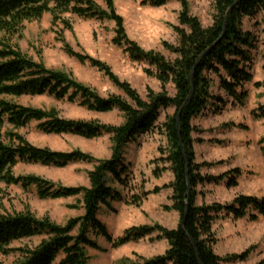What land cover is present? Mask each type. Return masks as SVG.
I'll return each instance as SVG.
<instances>
[{
	"label": "trees",
	"instance_id": "16d2710c",
	"mask_svg": "<svg viewBox=\"0 0 264 264\" xmlns=\"http://www.w3.org/2000/svg\"><path fill=\"white\" fill-rule=\"evenodd\" d=\"M168 1L172 0H144L143 3L161 6ZM176 1L181 7L178 25L173 26L177 40L175 44L162 43L173 55L167 58L158 51L142 49L128 38L124 20L117 13L113 0H103V7L95 0H0V33H18L24 21L38 19L44 13H50L52 23L61 20L66 28L70 26L62 18L65 13L85 19L111 20L114 23L112 42L122 47L131 60L144 61L153 67L145 71L156 78L161 87L157 92L147 88L143 98L104 62L77 53L64 44L68 55L97 67L124 95L101 97L69 74L45 67L0 38V183L19 185L23 189L33 187L39 199L77 197L76 203L69 207L82 209V214L67 219L63 224L47 216L36 217L30 211L0 213V255L17 254V259L9 264H91L87 249L103 250L96 237L101 236L112 247H117L152 233L156 239H164L168 246L162 254L143 259L141 264H221V261L248 258L250 249L226 257L217 255L213 251L215 235L212 225L223 216L243 218L249 209L257 212L249 214L250 219H256L257 214L264 217V198L237 194L228 203H195L198 184L205 180H226L227 186H235L241 170L233 168L217 176L203 175L200 169L209 163L195 161L191 120L204 109L210 98L225 103L222 97L212 95L208 73L217 76L219 88L232 98L233 103L243 104L247 96L244 85L252 80L250 51L253 45L250 32L241 28V20L261 14L264 22V0H240L230 11L226 22V12L236 0H211L213 14L207 26L190 13L186 0ZM224 24L225 32L218 41ZM168 83L173 86L172 95L165 88ZM191 87V96L185 102ZM22 95H47L95 112L118 110L122 114V122L106 124L67 119L61 117L55 108L26 106L12 100ZM168 107L173 111L165 117L162 127L168 146L165 160L173 178L163 188L171 189L168 208L178 213L179 222L175 228L158 223L132 225L124 229L122 236L114 238L98 215L102 206L115 212L111 202L123 197L121 191L109 183L114 181L126 186L128 166L123 161V147L136 134L151 131L160 111ZM263 115L264 111L256 114L259 117ZM32 121L36 123V129L45 134H72L86 139L108 135L110 156L101 159L80 149L56 151L36 146L17 131ZM260 144L264 156V138ZM18 162L54 167L83 162L93 167L87 171L88 185L68 186L35 174L15 175L12 168ZM154 174L158 175L157 172ZM158 190L155 187L151 192ZM147 194L143 192L133 196L128 202L137 206L142 196ZM34 237H38V241L32 246L11 247L14 241ZM0 264H3L1 260Z\"/></svg>",
	"mask_w": 264,
	"mask_h": 264
},
{
	"label": "rangeland",
	"instance_id": "374dc122",
	"mask_svg": "<svg viewBox=\"0 0 264 264\" xmlns=\"http://www.w3.org/2000/svg\"><path fill=\"white\" fill-rule=\"evenodd\" d=\"M95 1L104 6L103 0ZM113 1L117 13L124 20L128 38L144 50L158 51L167 58L173 57L162 43H176L177 36L173 26L178 25L177 17L181 8L178 1H168L161 6L143 3L144 0ZM186 1L190 13L198 17L203 26L209 25L213 14L212 1ZM62 18L68 22L70 28H66L61 20L52 23L50 13H44L38 19L24 21L18 33L1 32L0 38L31 59L43 63L45 67L69 74L101 97L124 95L97 67L68 55L64 44L77 53L104 62L120 80L128 82L143 98L147 88L155 92L161 90L158 80L145 71L153 67L144 61L131 60L122 47L112 42L114 23L111 20L85 19L70 13L63 14ZM241 23L242 30L250 32L253 45L250 51L252 80L244 85L247 96L243 104L233 103L232 98L219 88L217 76L208 73L212 81V95L222 97L225 103L222 104L212 97L204 109L191 120L195 161L209 163L200 169L201 173L217 176L233 168L241 171L235 186H227L226 180H205L198 184L195 197L198 205L228 203L237 194L264 198V156L260 150V140L264 138V115L256 116L264 111V22L261 14H257L244 17ZM165 88L170 95L173 94L171 83ZM12 100L26 106L55 108L61 117L67 119L93 120L106 124L122 122V114L118 110L95 112L76 103L55 100L47 95H22ZM172 111V107L162 109L151 131L136 134L123 147V161L128 166L126 186L109 182L121 191L123 199L111 203L115 212L102 206L98 215L114 238L124 234V226L158 223L173 228L179 222L178 213L168 208L171 204V189L163 188L173 178L169 163L165 160L168 146L162 127L165 117ZM35 125L32 121L17 131L36 146L56 151L80 149L101 159L110 156L111 142L108 135L86 139L72 134H45L38 131ZM92 167V164L83 162L69 163L64 167L18 162L12 171L15 175L35 174L61 185L86 186L87 171ZM155 187L159 190L151 192ZM143 192L148 194L142 196L139 205L128 202L133 196ZM76 201L77 197L73 196L39 199L33 187L23 189L19 185L0 183V213L30 211L36 217L47 216L54 222L63 224L67 219L82 214L79 206L69 207ZM252 213L257 212L249 209L243 218L223 216L214 221L213 251L217 255L226 257L250 249L246 260L221 261V264H264V217L257 214L256 219H250L249 214ZM125 214L128 215L127 223L121 218ZM95 240L103 250L87 249L91 264H141L143 259L162 254L167 246L162 239L155 238V233L117 247H112L101 236ZM37 241L38 237L21 239L12 242L11 247L32 246ZM16 259L17 254L14 252L7 256L0 255L3 264H9Z\"/></svg>",
	"mask_w": 264,
	"mask_h": 264
},
{
	"label": "water",
	"instance_id": "95a60500",
	"mask_svg": "<svg viewBox=\"0 0 264 264\" xmlns=\"http://www.w3.org/2000/svg\"><path fill=\"white\" fill-rule=\"evenodd\" d=\"M239 1H240V0H236V1H235V2L229 7V9L227 10L226 15H225V22H226V20H227V17H228V15H229L230 11L233 9V7H234ZM225 28H226V24H224V26H223V32H222V35L219 37L218 41L222 38V36H223V34H224V32H225ZM196 65H197V63H196ZM194 67H195V66H194ZM190 78L192 79V72H191V77H190ZM191 93H192V87H191V89H190V93H189V95H188V97H187V99H186L185 102H187V101L189 100V98H190V96H191ZM187 186H188V188H187V194H188V193H189V182H188ZM186 213H187V209H186L185 214H184V217H183V219L181 220V223H180L181 228L183 227V223H184V219H185Z\"/></svg>",
	"mask_w": 264,
	"mask_h": 264
},
{
	"label": "crops",
	"instance_id": "0c3cea01",
	"mask_svg": "<svg viewBox=\"0 0 264 264\" xmlns=\"http://www.w3.org/2000/svg\"><path fill=\"white\" fill-rule=\"evenodd\" d=\"M200 172H201V171H200ZM122 199H123V197H122ZM122 199H121V200H122ZM113 202H114V201H112L111 203H113ZM115 202H116V203H117V202H120V200H116ZM111 206H112L113 208H115L112 204H111ZM171 210H172V209H171ZM173 211H174V210H173ZM174 212H176V211H174ZM178 216H179V215H178ZM121 218L124 220V223H127V221H128V215H127V214L122 215ZM176 226H177V225H176ZM176 226H175V227H176ZM175 227H173V228H175ZM125 228H127V227L124 226V229H125ZM162 240H163V241L166 243V245L168 246L167 242H166L164 239H162ZM167 246H166V248H167ZM166 248H165V249H166ZM169 264H170V263H169Z\"/></svg>",
	"mask_w": 264,
	"mask_h": 264
}]
</instances>
